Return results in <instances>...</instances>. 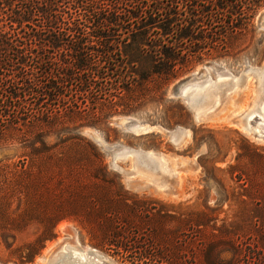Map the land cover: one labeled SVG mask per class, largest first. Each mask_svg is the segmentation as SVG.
<instances>
[{
  "label": "trees",
  "instance_id": "16d2710c",
  "mask_svg": "<svg viewBox=\"0 0 264 264\" xmlns=\"http://www.w3.org/2000/svg\"><path fill=\"white\" fill-rule=\"evenodd\" d=\"M247 1L0 0V238L10 258L32 264L61 221L82 217L118 264H264V151L240 140L232 186L219 182L227 211L166 210L124 197L82 135L116 114L122 96L149 97V83L225 47L242 29L233 14L249 21ZM31 223L34 239L15 246Z\"/></svg>",
  "mask_w": 264,
  "mask_h": 264
},
{
  "label": "rangeland",
  "instance_id": "374dc122",
  "mask_svg": "<svg viewBox=\"0 0 264 264\" xmlns=\"http://www.w3.org/2000/svg\"><path fill=\"white\" fill-rule=\"evenodd\" d=\"M249 2L244 6L249 21L242 24L235 13L228 20L242 29L223 39L225 47L204 50L178 71L177 79L161 85L156 81L149 83V97L139 93L133 98L122 96L117 100L118 112L99 130L82 131L103 155L108 173L117 178V190L124 197L144 207L164 205L166 210L178 206L228 210L229 203L217 202L218 196H222L219 182L227 188L232 186L227 167L234 164L240 140L264 151V119H251L243 125L246 115L249 119L260 111L264 117V2L256 8ZM192 85H201L196 89L201 91L211 85L206 91L208 95L197 102L195 109L182 95ZM126 104L131 106V111L122 114ZM128 121L136 123L138 128L124 127ZM176 130H180L179 138H182L179 144L174 142ZM134 151L160 153L156 156L158 165L137 163ZM4 155L0 152V160ZM7 164L16 165L17 160ZM24 168L30 169L28 164ZM25 196L23 202L28 194ZM89 230L88 222L82 217L61 221L56 226L55 239L46 243L32 264L48 263L50 253L68 241L118 264L98 240H91ZM36 232V224L31 223L16 234L15 246L32 241ZM7 242L11 243L12 239L8 237ZM0 264H19L9 257L1 238Z\"/></svg>",
  "mask_w": 264,
  "mask_h": 264
},
{
  "label": "bare ground",
  "instance_id": "6f19581e",
  "mask_svg": "<svg viewBox=\"0 0 264 264\" xmlns=\"http://www.w3.org/2000/svg\"><path fill=\"white\" fill-rule=\"evenodd\" d=\"M208 89L210 88H206L203 91L201 90L193 91L192 96L196 104L201 98H203L204 96L206 97L208 95V92H206L208 91ZM259 112L260 111L250 115L249 120L254 117H258L260 118V120L264 119V117ZM129 128L135 130L133 129V127H129ZM99 257L100 254H97L92 250L91 251L85 250L82 247H80L78 244L73 245L70 243V241H68L62 243L55 251L50 253V256L48 257V263L46 264H102Z\"/></svg>",
  "mask_w": 264,
  "mask_h": 264
},
{
  "label": "water",
  "instance_id": "95a60500",
  "mask_svg": "<svg viewBox=\"0 0 264 264\" xmlns=\"http://www.w3.org/2000/svg\"><path fill=\"white\" fill-rule=\"evenodd\" d=\"M210 87H211V85H208L206 88H210ZM198 88H201V85H199V86L192 85V86H189L188 88H186V90H184L182 92V95L187 98L189 106L193 109L197 108L196 107L197 104L194 101L192 93H193V91H195ZM252 119H258V117H254ZM250 121H251V119L249 120L248 116L246 115L243 118V125H245L247 122L249 123ZM123 126L126 128L133 127V126L138 128V125H136V123L131 122V121L125 122ZM174 134H177V135H174V142L178 143V144L180 142H182V138H179V136L181 135L180 130H178V131L176 130L174 132ZM183 134H184V132H183ZM183 136H185V134ZM132 154H133V157L137 163H143L145 165H149L152 167H156L158 165V161L156 160V156H159L160 153L153 152L152 154H149L147 152L134 151V152H132ZM99 259L101 260L102 264H115L113 261H111L110 259H108L102 255H100Z\"/></svg>",
  "mask_w": 264,
  "mask_h": 264
}]
</instances>
